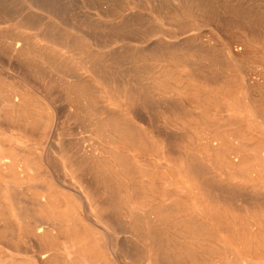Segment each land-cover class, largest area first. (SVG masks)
Masks as SVG:
<instances>
[{"label":"bare ground","instance_id":"obj_1","mask_svg":"<svg viewBox=\"0 0 264 264\" xmlns=\"http://www.w3.org/2000/svg\"><path fill=\"white\" fill-rule=\"evenodd\" d=\"M7 20L0 123L38 146H0V264H264V0H0Z\"/></svg>","mask_w":264,"mask_h":264},{"label":"rangeland","instance_id":"obj_2","mask_svg":"<svg viewBox=\"0 0 264 264\" xmlns=\"http://www.w3.org/2000/svg\"><path fill=\"white\" fill-rule=\"evenodd\" d=\"M133 7H134V10L135 11H139V8L138 7H136V6H133ZM147 13H149L150 15H152L159 22L163 23L164 24V27L167 28V29L164 28L165 31H169V29H170V31L179 32V28L177 26L169 25V23H171L172 21L168 17V14L163 13V14L158 15L153 10H149V11H147ZM15 24H16V20H7V21H4V22H2L0 24V28H3V29L4 28H9V25H10V27H13ZM232 30H234V31L232 32ZM241 32H244V34H247L248 37H250L249 31L247 29L240 31L237 28L236 29H231L230 36L231 37L239 36ZM152 39H155V37L152 38ZM234 45H237V44H234ZM253 45L255 47H259L260 46V44H257V43L256 44H253ZM14 63L15 62H12L10 64L9 61H7V59L0 58V70L4 73L5 76H11V78H14L16 80L22 79V76L15 69H13V66L11 67V65H15ZM254 64L256 65L255 67H257V69H261L262 68L261 66H259V62H255ZM35 84L38 87V90L41 91V89H42L41 85L38 84V83H35ZM213 96L216 97V98H218V99H220V100H224L225 99V98H223L222 95L217 94L215 92H213ZM215 112L216 111H213V113H215ZM216 114H217V112H216ZM224 114L230 115V116L231 115H233V116L234 115L235 116H242V117H245V118L248 117V115L244 111H241V110H239V109H237V108H235L233 106H229L228 110ZM257 117H258V121L261 124V128H256L255 125L252 124L251 122L245 124L244 127L249 128L250 131L257 138H259L261 140H264V123H263V120H262L261 117H259V116H257ZM236 126L237 125H233L232 127H236ZM20 132L21 131H20V128L18 126H15V125H6V124H3V123H0V146H2L3 149H10V146H5V144L7 143L6 137H9L10 139H12V144H17V145L22 146L23 148H25L27 150L33 148V146L34 147H37L38 146V144H36L38 142V136L34 135V136L30 137V139H29V138H26V134H25L23 137H19L17 133H20ZM15 133H16L17 136L15 135ZM53 140H54L53 136L49 137V139L47 141V144H50V143L52 144ZM1 141H4V142H1ZM19 157H21V156H19ZM49 177H51V176L40 177V179H42L43 181H45ZM52 177L55 178V175H53ZM222 177L223 178H226V175L225 174H222ZM58 192L63 193L64 195H68V194L69 195H73L76 198L82 197L73 188H71L68 185V182H64L63 185L58 189ZM211 223H213L214 225L216 224L215 221H213V220H211ZM224 237H225V235H224L223 231L220 230L218 232V238H224ZM33 245H35V244L33 243ZM33 249L34 250H37L36 246H33ZM21 255H22V257L27 258V256L28 255H31V254L30 253L27 254L25 252H21Z\"/></svg>","mask_w":264,"mask_h":264}]
</instances>
